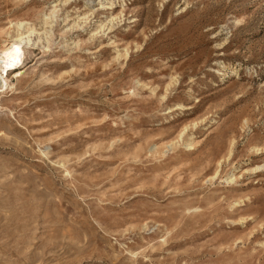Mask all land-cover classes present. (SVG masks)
Instances as JSON below:
<instances>
[{
    "label": "rangeland",
    "instance_id": "rangeland-1",
    "mask_svg": "<svg viewBox=\"0 0 264 264\" xmlns=\"http://www.w3.org/2000/svg\"><path fill=\"white\" fill-rule=\"evenodd\" d=\"M98 2L0 0V264H264V0Z\"/></svg>",
    "mask_w": 264,
    "mask_h": 264
},
{
    "label": "bare ground",
    "instance_id": "bare-ground-1",
    "mask_svg": "<svg viewBox=\"0 0 264 264\" xmlns=\"http://www.w3.org/2000/svg\"><path fill=\"white\" fill-rule=\"evenodd\" d=\"M67 1V0H65ZM106 1V0H105ZM106 4V5H105ZM100 7H104V8H109L113 5V2H111V0H108V2L106 1V3L101 2V0H99L98 4ZM108 6V7H106ZM55 13H56V5H52L50 7V9L48 10V12L43 13V19H42V23L43 24H51L53 22V19L55 18ZM110 16V15H109ZM85 18V17H84ZM102 21V20H101ZM110 23V22H109ZM15 26V34L14 36H12L11 38V42L10 45L8 47H3L0 49V69L6 70L8 68H15L22 60V49L21 48V44L22 43H28L30 41H32V37L37 36V38H40V35H47V30H44L43 32L39 33L38 31H36V29L31 26V24L26 22H16L13 24ZM102 22H100L99 27H102ZM104 27V26H103ZM19 48V52L16 51V49ZM15 64L14 67H12L11 65ZM0 81L1 83H4V77L0 74ZM259 168H264V164L261 166H257L255 169H259ZM218 171L215 172V174L210 178L213 179L215 176H217ZM235 177L231 175H229L227 177V182L228 181H233Z\"/></svg>",
    "mask_w": 264,
    "mask_h": 264
},
{
    "label": "snow or ice",
    "instance_id": "snow-or-ice-1",
    "mask_svg": "<svg viewBox=\"0 0 264 264\" xmlns=\"http://www.w3.org/2000/svg\"><path fill=\"white\" fill-rule=\"evenodd\" d=\"M16 51L19 52L20 51L19 48H17ZM11 66L14 67L15 64H12Z\"/></svg>",
    "mask_w": 264,
    "mask_h": 264
}]
</instances>
